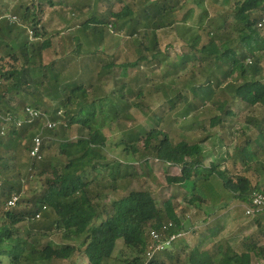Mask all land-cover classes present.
Instances as JSON below:
<instances>
[{"label": "trees", "instance_id": "trees-1", "mask_svg": "<svg viewBox=\"0 0 264 264\" xmlns=\"http://www.w3.org/2000/svg\"><path fill=\"white\" fill-rule=\"evenodd\" d=\"M88 1L63 2L91 12ZM116 1L105 20L110 0H97L93 15L69 26L93 51L81 54L73 39L68 54L45 63L52 40L44 13L53 0H0V20L17 18L0 25V264H264V213L245 216L253 231L236 245L234 234L219 237L216 219L209 247L180 244L146 257L149 232L169 222L183 231L188 207L220 202L227 212L228 200L245 206L264 196V0H236L227 11L209 0ZM189 22L196 32L183 40L177 29ZM26 107L51 118L61 111L65 124L44 132L40 159L29 155L39 121H4L23 118ZM239 107L249 131H235ZM222 147L231 151L217 154ZM149 165L178 168L166 172L168 197L141 182ZM13 195L17 206L5 209Z\"/></svg>", "mask_w": 264, "mask_h": 264}, {"label": "rangeland", "instance_id": "rangeland-1", "mask_svg": "<svg viewBox=\"0 0 264 264\" xmlns=\"http://www.w3.org/2000/svg\"><path fill=\"white\" fill-rule=\"evenodd\" d=\"M64 1V0H63ZM62 1V5H57L56 0H53V5L51 6H47L45 9V17L44 20L46 21V25H47V37L50 38L52 40V47L50 50H48L47 52L44 53V60L45 63H49L51 60L53 59H57L63 55L68 54L74 47L75 45V40H79L81 43H83V39H81V37H83V35L81 34V32L78 30L77 27L74 28H70L69 26L72 25V23H77L79 22L83 17H88L93 15L96 12V5H97V0H91V2L88 3L89 5H91L92 7V11L89 12V9L83 10L81 12H78L77 10H75L72 5L69 7H66L68 5V3H65ZM71 2V4H78L79 0H69ZM210 3L214 6L217 7L218 9H222V10H229L232 8L233 3L236 0H209ZM191 3V1H190ZM109 5V6H108ZM107 5L108 8H105V6H102L101 8V12H100V16H102V20H105L108 14V9L114 10V11H118L120 8V4L116 1V0H110L109 4ZM192 5V3L190 4ZM90 7V8H91ZM206 11L208 13H210L211 15H213L214 13H216L213 10V7H209L206 8ZM6 16H9L8 14H2V20H0V25L2 27H6L5 26V21H6ZM98 14V17H100ZM101 19L99 21H102ZM73 24V25H74ZM17 29L13 30V33L11 35V37L13 38V36H15L16 32H18L19 29H22L20 25H16ZM185 29H189L190 32H186ZM196 32V27L194 25V22H189L186 24V26H179L177 29V33L178 36L181 37L183 40H187L189 39V37L191 35H193ZM24 33H20L18 36V40H21L24 38V36L27 34ZM28 35V34H27ZM121 37V36H120ZM72 38V40H71ZM181 41V40H180ZM180 41L177 42V46L175 47V43H174V47L172 48V50H170L171 55L176 54V53H180V48L178 47ZM97 42V41H96ZM186 42V41H185ZM14 44V42L12 43ZM166 44V43H165ZM97 45V43H96ZM122 46V45H121ZM123 47V46H122ZM95 49V47L90 48L88 46H86L84 43L82 44V48H81V54L82 53H86V52H91ZM124 50V49H122ZM132 59V58H130ZM122 58L118 60V62H121ZM134 71H130L129 75H133ZM48 106L51 107V104L48 102ZM237 114H240V118L238 119V121L236 120L235 124V131H241L244 129H246L247 131L250 130L249 127H247L245 125V123L242 121L243 117L247 114V112L245 111V109H243L242 107H239L237 109ZM50 113V112H49ZM130 114L132 117H134L136 119V121L138 122H143L145 119V116L138 110L135 108H132L130 111ZM237 115V116H238ZM132 122H127L126 126L127 127H132L133 124L131 125ZM131 125V126H130ZM177 127L181 126L180 123L178 122ZM177 133L184 134V132L182 131H178ZM115 139H111L112 141H119V134L115 135ZM109 137H112V135H109ZM173 137H175V139L178 137V135L174 134ZM213 142L214 139L209 140L208 141V147L212 148L213 146ZM109 153L112 156H118L120 157V159H123L125 161H131L130 157L125 156V155H121V153H119V149H115L113 147H110L108 149ZM231 151V147H222V148H217L216 149V153L217 154H224V153H229ZM223 167V166H222ZM149 172H150V177L149 178H142L141 182H145V184L152 188L153 190L156 189H162L163 188V194L164 197H168L169 195H171L173 189L166 186V181H165V177H166V172L160 165H149ZM179 173V170L177 167H172L168 174L169 175H177ZM146 180V181H143ZM32 182V181H31ZM140 183L138 182H133L132 183V188H139ZM33 186V184L31 185L30 182L24 184V188H23V196L26 195V193L28 191H30L31 187ZM123 192L125 191V189L122 190ZM230 207H234V210H230V211H225L226 208H220L222 207V203L217 202L214 203L212 206V209L210 210L206 205H201L198 209L196 208H192V207H188L189 208V213L187 215L186 218H181V223H182V229L183 232L186 233V237L182 238V243L180 244H186L190 247H193L194 244L199 243L200 242V247L205 249L207 247H209L211 245V242L216 240L217 238H212V230L211 232L209 230H207V228L210 226L212 227V229H215V224L217 223L218 219L219 222V226L222 227V230L219 233V237H231V235L234 234V236H232V244L236 245L237 241L240 239V237H242V235H246L250 232L253 231L252 227H248V223H249V218H246L244 215V210H243V206L242 204H240V202L235 201V200H228ZM23 206H20L19 208H22ZM226 213V214H225ZM215 219V220H214ZM214 220V221H213ZM210 222L209 226L208 223ZM241 227H247L246 230L240 232L238 235L237 233L239 232V228ZM191 230H196L197 233L195 235H190ZM181 240V239H180ZM178 240V241H180ZM178 241L174 244V246H179L180 244L178 243ZM119 247V246H118ZM120 247L117 249V251H119ZM114 253V256L117 257V255H119L118 253ZM128 255V254H127ZM126 254H122V257H127ZM79 264H86V262L81 259L79 261Z\"/></svg>", "mask_w": 264, "mask_h": 264}, {"label": "built area", "instance_id": "built-area-1", "mask_svg": "<svg viewBox=\"0 0 264 264\" xmlns=\"http://www.w3.org/2000/svg\"><path fill=\"white\" fill-rule=\"evenodd\" d=\"M7 20L10 22L17 23L16 17L7 16ZM258 28L262 29L264 27V18L258 23ZM29 36L31 33L29 32ZM23 118L13 119L7 117L4 119L5 122H10L16 128H19L23 122H32L34 120L39 121V127L37 128V134L33 138L32 148L30 150V157L40 159V148L42 135L45 131L53 130L59 126H65L62 121V113L58 111L54 117H49L47 114L35 110L31 107H26L23 112ZM3 129L1 134L3 135ZM19 196L13 195L6 203L5 209L15 208L17 206ZM244 215L252 218L257 214L264 213V196L258 193L253 194L251 198V203L249 205L243 206ZM39 218V214L36 215ZM174 228V224L169 222L164 224L159 230H151L149 232V241L146 250V257L151 258L156 254L162 253L168 249L174 248V244L186 236L183 231H171Z\"/></svg>", "mask_w": 264, "mask_h": 264}, {"label": "crops", "instance_id": "crops-1", "mask_svg": "<svg viewBox=\"0 0 264 264\" xmlns=\"http://www.w3.org/2000/svg\"><path fill=\"white\" fill-rule=\"evenodd\" d=\"M185 237H186V236H185ZM185 237H184V238H185ZM178 243H179V244L182 243V240L178 241Z\"/></svg>", "mask_w": 264, "mask_h": 264}]
</instances>
